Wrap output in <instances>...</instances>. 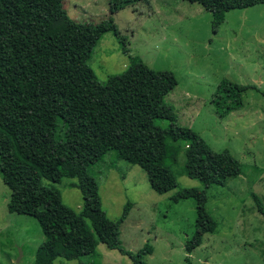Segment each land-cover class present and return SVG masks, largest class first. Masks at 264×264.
Listing matches in <instances>:
<instances>
[{
	"label": "trees",
	"instance_id": "trees-1",
	"mask_svg": "<svg viewBox=\"0 0 264 264\" xmlns=\"http://www.w3.org/2000/svg\"><path fill=\"white\" fill-rule=\"evenodd\" d=\"M147 1L106 0L105 19L79 23L67 16L61 0H0V179L9 190L7 212L30 216L40 227L43 238L33 264L95 256L97 244L117 250L131 264H145L149 245L129 252L118 239V224L130 204L116 222L108 220L99 206L89 169L108 152L139 167L150 188L164 193L177 186L172 165L181 150L183 174L202 185L181 188L172 198L194 200L195 230L184 243L186 254L216 227L204 209L205 189L223 187L240 173L241 165L228 153L212 152L198 135L176 124L172 107L163 102L176 85L173 76L128 56L112 16ZM182 1L209 12L213 31L226 12L264 4V0ZM105 32L116 38L128 65L98 83L88 62ZM155 120L168 126L157 127ZM166 148L173 150L170 161H165ZM60 178L75 180L71 186L80 193L78 212L60 202L52 185L42 183L56 184ZM184 262L191 264L188 257Z\"/></svg>",
	"mask_w": 264,
	"mask_h": 264
},
{
	"label": "rangeland",
	"instance_id": "rangeland-1",
	"mask_svg": "<svg viewBox=\"0 0 264 264\" xmlns=\"http://www.w3.org/2000/svg\"><path fill=\"white\" fill-rule=\"evenodd\" d=\"M67 16L79 23H97L107 16L106 0H61ZM129 57L148 69L168 72L176 85L164 96L176 124L198 135L214 153L226 152L240 165V173L223 187L205 189V211L216 223L189 254L184 243L194 234L193 199L173 202L181 188H202L187 178L181 150L172 170L176 188L158 193L137 166L108 152L90 166L99 206L118 224L121 248L136 252L145 244L151 253L145 264H264V4L234 9L212 30L211 15L182 0H148L123 8L112 16ZM128 65L116 38L105 32L92 48L89 68L96 81L122 73ZM154 125L166 128L164 120ZM171 148L165 149L170 161ZM74 179L52 184L60 202L78 212L79 191ZM9 190L0 179V264H33L43 235L30 216L8 213ZM262 213H261V212ZM87 228H89L86 222ZM95 256L74 260L56 258L53 264H131L127 256L103 244Z\"/></svg>",
	"mask_w": 264,
	"mask_h": 264
}]
</instances>
